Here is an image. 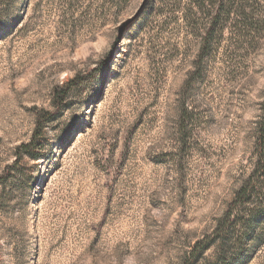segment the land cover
<instances>
[{"label":"rangeland","instance_id":"1","mask_svg":"<svg viewBox=\"0 0 264 264\" xmlns=\"http://www.w3.org/2000/svg\"><path fill=\"white\" fill-rule=\"evenodd\" d=\"M187 4L0 0V264H189L214 231L256 162L264 31L228 30L187 83ZM251 208L245 250L233 237L196 264H264V201Z\"/></svg>","mask_w":264,"mask_h":264},{"label":"trees","instance_id":"2","mask_svg":"<svg viewBox=\"0 0 264 264\" xmlns=\"http://www.w3.org/2000/svg\"><path fill=\"white\" fill-rule=\"evenodd\" d=\"M185 17L195 27V36L198 39V52L194 60L195 68L191 77L186 81L191 82L195 76H202L210 55L221 44L225 33L229 30L231 37L238 35L239 40H251L252 34L264 31V0H188ZM237 39V40H238ZM92 74V73H91ZM86 77L78 75L71 82L58 87L54 92V103L60 110L65 105V100L71 91V86L82 82ZM55 115L53 112L41 111L37 114L36 129L32 140L23 143L17 148V160L23 153L30 152L38 145L45 123ZM256 162L252 172L236 192L227 211L218 220L214 231L198 240L189 254V264H196L204 253L215 248L220 257L228 252L229 239L237 237L232 248L245 250V245H238L242 241V230L248 233L252 228L251 222L259 211L252 210V205L264 201V104L262 114L257 125ZM7 173L0 177V182L6 179ZM244 233V234H245ZM231 250V249H230ZM228 259H232L231 257ZM230 260L225 261L228 264Z\"/></svg>","mask_w":264,"mask_h":264}]
</instances>
